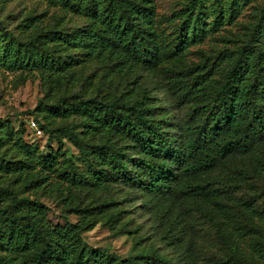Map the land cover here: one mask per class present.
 Instances as JSON below:
<instances>
[{"label":"trees","instance_id":"trees-1","mask_svg":"<svg viewBox=\"0 0 264 264\" xmlns=\"http://www.w3.org/2000/svg\"><path fill=\"white\" fill-rule=\"evenodd\" d=\"M64 2L69 6L73 3V10L91 9L92 16L101 22L78 43L98 64L115 58L126 70L135 64L155 70L162 63L154 17L142 11L140 0ZM221 8L219 5V14ZM256 18L224 71L215 64L207 68V63L172 68V90H184L182 96L192 102V112L200 110V120L184 123L169 115L157 120L147 91L129 99L117 94L101 99L79 96L82 124L104 138L95 147L73 127H64L66 136L80 149L87 173H79L70 160L62 163L59 155H42L22 142L19 147L25 157L18 163L23 175L5 177L8 163L15 161L0 156V264H264L257 259L256 250L244 248L241 235L246 229L264 230V210L261 217L258 208L245 205L251 193L256 200L264 196V6ZM34 27L38 33L26 43L52 38L51 33L58 43L66 40L55 27ZM182 33L175 52H184L197 38L196 30L190 33L188 25ZM40 54L42 61L36 68L56 70L58 95L54 103H41L36 113L68 118V95L74 81L64 82L62 89L65 59L48 47H41ZM5 64L13 71L34 68L30 62L18 60H6ZM54 74L50 72V76ZM103 84L100 80L98 95L105 88ZM47 132L49 140L56 139L54 131ZM117 135L126 141L115 144L112 140ZM257 146L261 155L251 170L244 169L242 156ZM71 173L91 200L75 207L79 216L76 223L67 219L65 224H55L49 217L50 208L28 193L50 187L55 192L56 184L60 190L55 178H68ZM119 189H129L130 195L134 192L141 197L151 223L149 237L157 239L153 246L145 245L125 260L89 247L83 236L102 221L114 224L121 220L123 210L116 209L115 199ZM232 222L239 228H232ZM127 226L125 223L121 232L136 233ZM206 228L227 247L225 255L206 253L210 247L199 233H206Z\"/></svg>","mask_w":264,"mask_h":264},{"label":"rangeland","instance_id":"rangeland-1","mask_svg":"<svg viewBox=\"0 0 264 264\" xmlns=\"http://www.w3.org/2000/svg\"><path fill=\"white\" fill-rule=\"evenodd\" d=\"M140 1L143 3L142 11L151 12L154 17L153 30L162 53V63L155 70L147 69L141 64H135L131 70H126L116 63L115 58L101 62L104 65L91 58L87 49L78 44L81 39L88 37L92 28L98 29L102 25L92 16L91 9L73 10V3L69 6L64 0H0V141L3 140L0 156L4 155L8 161H15L8 163L9 171L3 173L5 177L23 175L22 165L18 163L19 159L23 160L25 157L19 147L22 142L33 146L42 155H59L62 163L66 160L72 161L79 173L88 172L80 149L66 136L64 127H73L83 140L95 147L99 146L104 138L99 131L82 124L79 96L84 99L97 96L101 99L103 96L117 94L123 99H129L139 97L143 91H147L152 97L157 120L163 115H169L175 121L184 123L200 120V110L192 112V102L182 96L184 90L177 87L179 94L172 90V68L180 65L186 69L191 64L207 63V68L215 64L224 71L250 28L257 22L256 17L264 6V0ZM76 3L78 5V2ZM219 5L222 7L221 14L218 13ZM38 25L61 30L66 40L58 43L56 35L51 33L52 38L38 40L35 44L26 43L37 35L38 31L34 26ZM185 25L190 26V33L196 30L197 38L184 52H175L179 43L178 37L182 36ZM41 47L52 48L64 57L62 89L64 82L73 78L74 83H70L73 85L72 92L68 95L70 100L68 99L67 107L71 109L68 118L56 114L44 117L36 113L41 103H54L58 95L55 90L58 80L56 70L51 67L36 68L42 61ZM6 60L30 62L34 68L9 70L5 64ZM51 71L56 75L50 76ZM100 80L105 88H102L101 94L98 95ZM33 120H39L40 134L32 129ZM41 126L45 127L44 130ZM47 129L55 132V140H49ZM121 139L122 137L117 135L112 141L115 144L126 141V138ZM258 149L259 146L248 156H242L244 169H252V163L262 152ZM34 164L35 162L32 163ZM236 164L237 160L234 162V165ZM1 174L0 171V176ZM54 181L59 183L60 190H57L56 184L55 192H51L53 189L50 187L28 194L50 208L49 217L53 223L65 224L67 219L76 223L79 216L75 213V207L87 205L91 200L87 190L83 185L76 184L72 173L68 178L58 177ZM130 191H115V199L118 201L116 209L123 210L118 223L107 224L102 221L83 235L89 247L101 249L121 260L137 255L145 245L153 246L157 240L149 237L151 223L148 221L147 211L142 207L141 197L134 192L130 195ZM103 195L106 196L107 193ZM246 197L249 199L246 198V207L251 205L258 208L257 215H260V211L264 210V196L260 200H256L252 193ZM125 223L136 233L121 232ZM237 225L232 222L230 226L238 229ZM199 233L206 242L205 245L210 247L206 253L214 255L219 252L225 255L227 247L213 237L211 230L206 228V233L203 230ZM242 233L244 248L256 250L257 259L264 263V230L263 233H258L246 229L242 230ZM141 239L142 243L137 245L136 241Z\"/></svg>","mask_w":264,"mask_h":264},{"label":"built area","instance_id":"built-area-1","mask_svg":"<svg viewBox=\"0 0 264 264\" xmlns=\"http://www.w3.org/2000/svg\"><path fill=\"white\" fill-rule=\"evenodd\" d=\"M31 125H32V129L33 130L37 131L39 134L41 133V131L39 129V126H38V124L35 121H32Z\"/></svg>","mask_w":264,"mask_h":264}]
</instances>
